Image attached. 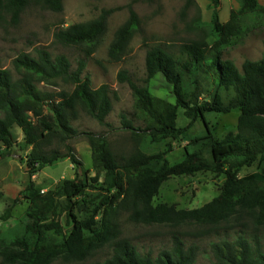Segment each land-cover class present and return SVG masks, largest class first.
I'll return each mask as SVG.
<instances>
[{"label":"trees","instance_id":"16d2710c","mask_svg":"<svg viewBox=\"0 0 264 264\" xmlns=\"http://www.w3.org/2000/svg\"><path fill=\"white\" fill-rule=\"evenodd\" d=\"M137 1L127 5L130 16L110 44L109 57L113 61L122 60L139 29V17L133 9ZM208 1L212 9L210 21L196 26L203 32L202 38L183 44L179 55L160 46L150 48L143 85L135 83L125 70L118 74L120 83H127L132 91L133 118L142 123L136 127L133 120L122 119L121 129L129 131L136 142L134 151L119 159L106 135L82 133L91 146L94 169L105 172L103 180L95 176L88 184L77 177L65 179L44 192L30 181L25 190L27 209L12 229L0 233L5 264L83 262L106 245L113 247V254L105 264L195 263V253L191 248L185 249L178 237L174 238L172 250L156 259L141 255L128 239L121 238L123 216L142 225L216 226L241 209L253 213V220L264 228V54L257 61L246 60L241 69L233 61L221 58V53L235 46L245 34L264 26V5L259 0H238L239 8L222 22L221 0ZM28 4L29 0H0V11L9 13L16 22ZM43 4L54 12L63 10V0H43ZM121 8L103 9L98 18L61 29L56 38L64 45L83 48L90 56L107 31L109 17ZM209 38L213 41L209 42ZM38 54L35 59L21 53L14 61L21 75L17 81L0 61V143L5 150H11L16 144L14 129H21L25 146L31 148L27 157L31 174L38 165H51L60 158L79 164L68 144L80 134L72 125L78 112L111 128L106 119L113 110L109 85L93 88L91 78L84 76V61L72 70L65 56L53 59L44 50ZM202 65L218 81L219 88L233 93L227 103L219 92L212 102L203 101L199 80L191 79ZM157 75L171 86L175 103L151 93L149 84ZM59 80L70 83L73 90L50 93L38 87L41 83L56 86ZM180 109L191 124L201 119L207 135L190 142L201 143L199 150L190 152L185 147L183 160L172 165L167 160L173 151L170 142L180 141L189 128L178 126ZM233 110H239L236 131L228 132L222 139L215 138L206 114ZM54 141L58 145L52 147ZM145 142L165 144L167 149L148 154L142 149ZM253 166L259 171L256 177L240 176L244 168ZM199 172L225 176L219 195L210 202L193 209L154 203L164 182ZM9 214L7 210L4 220ZM63 216L70 226L68 230L62 224ZM213 249L222 264H264V251L256 239L238 237L222 241Z\"/></svg>","mask_w":264,"mask_h":264},{"label":"rangeland","instance_id":"374dc122","mask_svg":"<svg viewBox=\"0 0 264 264\" xmlns=\"http://www.w3.org/2000/svg\"><path fill=\"white\" fill-rule=\"evenodd\" d=\"M132 0H63V10L54 12L47 9L43 0H29L28 6L14 21L7 12L0 11V61L3 69L9 70L15 81L21 78L14 66V61L21 53H26L35 59L39 58V51L48 52L54 59L65 56L72 70H76L78 63L86 64L84 76L91 78L92 87L109 85L112 92L113 110L106 121L111 128L99 124L95 119L79 111L78 117L72 125L80 133L70 140L74 155L79 164H73L69 158H60L51 165H38L33 174L28 167L27 157L31 148L25 146L24 135L19 128H15L16 144L11 150H5L0 143V233L12 229L20 220L28 207L25 190L30 181L42 191L54 188L65 179L79 178L91 184V179L99 176L103 180L105 172L94 169L92 165L91 146L88 138L82 133L104 134L110 143V148L117 158L129 156L136 147V142L129 131L123 130L122 119L133 120L135 126L142 123L133 118L134 98L127 83H120L118 74L125 70L132 80L143 85L146 79L145 58L147 51L160 46L170 53L179 55L181 46L189 41L203 37V32L197 29V23L207 24L211 18L212 9L208 0H139L133 4L138 14L140 26L135 33L127 53L120 61H113L109 57V47L116 31L129 18L127 5ZM264 5V0H259ZM122 7L108 19L105 35L102 37L95 51L87 56L83 48L67 46L60 43L56 34L73 24L85 23L99 17L103 9ZM239 8L238 0H221L220 17L226 22L230 12ZM206 27V26H205ZM209 42L213 38L208 39ZM264 54V26L245 34L238 43L221 53L223 60L233 61L239 69L246 60L257 61ZM191 79H198L201 85L203 101L212 102L216 93H220L224 102H228L233 93L219 88L211 72L202 65ZM39 89L44 92H71L74 88L70 83L59 80L56 86L41 83ZM149 89L157 97L175 103L171 93V86L161 75L150 81ZM239 110L230 113H207L206 122L217 139H222L228 132L236 131ZM179 127H189L180 141H171L173 151L167 155L170 164L183 160L185 147L190 152L200 149L201 143L190 144L196 138L207 135V128L201 119L193 122L179 110ZM54 145V146H53ZM55 147L57 142H53ZM50 147V148H52ZM64 153V147H60ZM142 149L148 154L165 151V144H151L145 142ZM259 171L256 166L244 168L240 176L243 178L256 177ZM225 182L224 175L211 172H199L193 176L173 177L162 185L155 204L167 203L178 209L199 208L219 195ZM88 192L89 190L86 189ZM10 210L8 220H4L6 211ZM253 213L239 209L228 220L218 225L183 224L142 225L134 224L121 218V238L128 239L141 255L158 258L164 251H171L174 238L182 240L185 249H192L195 253L194 264H222L214 254V246L222 241H234L238 237L256 239L260 241L264 251V228L260 227L252 218ZM62 224L65 229L66 217ZM0 264H5L1 256ZM113 254L111 245L103 246L93 252L83 262L67 263L57 260L52 264H105Z\"/></svg>","mask_w":264,"mask_h":264},{"label":"built area","instance_id":"2783aa9c","mask_svg":"<svg viewBox=\"0 0 264 264\" xmlns=\"http://www.w3.org/2000/svg\"><path fill=\"white\" fill-rule=\"evenodd\" d=\"M42 192H44V191H42Z\"/></svg>","mask_w":264,"mask_h":264},{"label":"crops","instance_id":"0c3cea01","mask_svg":"<svg viewBox=\"0 0 264 264\" xmlns=\"http://www.w3.org/2000/svg\"><path fill=\"white\" fill-rule=\"evenodd\" d=\"M48 190V189H47Z\"/></svg>","mask_w":264,"mask_h":264}]
</instances>
